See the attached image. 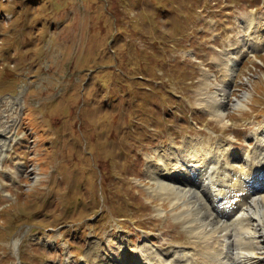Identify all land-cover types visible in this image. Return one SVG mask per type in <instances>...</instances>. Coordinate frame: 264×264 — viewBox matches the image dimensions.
Returning a JSON list of instances; mask_svg holds the SVG:
<instances>
[{
  "label": "rangeland",
  "instance_id": "374dc122",
  "mask_svg": "<svg viewBox=\"0 0 264 264\" xmlns=\"http://www.w3.org/2000/svg\"><path fill=\"white\" fill-rule=\"evenodd\" d=\"M253 12L260 29L264 0H0V264H122L145 243L198 263L207 243L152 195L149 163L210 142L246 166L264 130ZM223 84L225 125L205 109Z\"/></svg>",
  "mask_w": 264,
  "mask_h": 264
},
{
  "label": "bare ground",
  "instance_id": "6f19581e",
  "mask_svg": "<svg viewBox=\"0 0 264 264\" xmlns=\"http://www.w3.org/2000/svg\"><path fill=\"white\" fill-rule=\"evenodd\" d=\"M255 32L248 42L250 49L254 42H264V26L259 29L257 25ZM238 58L232 57L226 67L227 85L235 77ZM203 77L210 88L213 84L212 76ZM225 87L223 84L218 91L208 93L211 97L205 104V109L213 112V120L224 125L228 107L231 105ZM249 97L245 93L242 99L237 98L233 107L247 108L246 101ZM255 135V139L258 138L257 144L249 155L246 153L241 156L242 162L246 164L241 170L231 162L238 153L233 154L232 150L225 153L224 148L218 146L215 149L210 142L206 145L198 142L190 145L185 143L182 150L174 149V146L170 155L157 151L151 158L149 164L155 169L151 166L149 173L154 186H148V189L154 197L170 200L176 219L187 227L192 237L207 243H203L200 253H197L196 264H258L264 261V256L257 255H264V130ZM171 156L173 160L170 159ZM3 161L1 170L6 160ZM41 177L39 175L36 182ZM12 179L16 180L14 177ZM1 183L0 187L3 188L4 182ZM234 199L239 200V203ZM167 211L164 206L158 208L160 215L167 216ZM216 240L215 246L208 244ZM16 246H19V240L16 241ZM145 246V249H150L136 248V252H129V264H195L190 262L191 254L177 253L176 257L175 253L172 255L173 253H166L161 249L154 253L148 244L145 243ZM99 258L94 261L86 259V263L113 264L106 257L102 261ZM113 258L114 261L128 264L122 255L115 254Z\"/></svg>",
  "mask_w": 264,
  "mask_h": 264
}]
</instances>
